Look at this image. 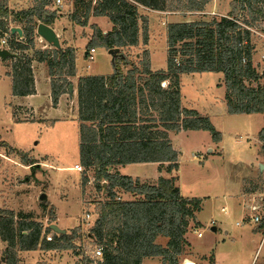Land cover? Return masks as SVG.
Here are the masks:
<instances>
[{
  "label": "trees",
  "instance_id": "1",
  "mask_svg": "<svg viewBox=\"0 0 264 264\" xmlns=\"http://www.w3.org/2000/svg\"><path fill=\"white\" fill-rule=\"evenodd\" d=\"M6 1L0 0V35L6 29L5 20L12 15L14 20L23 23L24 38L31 42L35 26L39 22L50 25L57 16V10L49 11L40 4L13 11ZM210 1H95L93 14L107 16L113 26L104 33L92 24L93 32L86 52L98 46L112 49V73L82 76L78 80L79 158L83 167L93 169L94 181L99 188L102 189V181L107 182V198L99 203L98 216L90 229L97 244L103 245L101 258L93 260L84 256L83 264H141L145 256H159L162 264H180V257L188 245L184 235L189 222L192 221L194 227L199 226L195 212L200 209L201 199L180 195L174 177H159L155 184L141 183L117 171L111 172L110 168L133 162H168L169 171L176 169L178 152L172 148L168 130L202 129L210 133L214 142L220 141L221 132L208 116L181 106V73L222 72L227 112L262 113L263 127L258 132V139L260 151L264 153V85L251 84L259 81L264 71L259 73L252 64L255 44L250 39L248 27L249 23L264 21V0H231L226 16L168 23L166 70L150 69L147 50L143 52L140 65H134L121 49H116L138 44V4L154 10L186 13L203 11ZM81 2L74 0L69 17L77 24L86 25L91 3L82 5ZM243 10L250 16L249 22H238ZM141 38L147 43L145 24ZM11 44L13 48L23 46L12 41ZM14 58L10 66L14 75L32 73L31 62L35 58L23 54ZM36 60L46 62L50 97L55 107L60 95L69 92V77L76 74L75 49L56 48L51 54L44 51ZM127 65L130 67L124 71L123 66ZM167 79L169 83L164 88L161 85ZM30 160L23 154V163L31 164L33 161ZM115 188L139 197L117 199ZM41 205H47L45 198L41 199ZM14 222L12 211L0 209V238L6 242L0 264H18V250L73 247L74 230L55 232L59 235L47 241L41 235L42 225L32 217H23L16 226ZM50 229L49 225L47 230ZM159 236L166 238L165 246L156 243Z\"/></svg>",
  "mask_w": 264,
  "mask_h": 264
},
{
  "label": "rangeland",
  "instance_id": "2",
  "mask_svg": "<svg viewBox=\"0 0 264 264\" xmlns=\"http://www.w3.org/2000/svg\"><path fill=\"white\" fill-rule=\"evenodd\" d=\"M61 1L60 10L64 12V15H69L71 10L74 9V0ZM79 1H82V5H85L88 1L91 3L92 0ZM218 1L220 4L218 9L229 6V0ZM18 2V0H7L6 5L13 11H19L15 10L19 7ZM187 15H190L187 17L191 21L202 17V14L197 12H188ZM205 16L221 17V15H213L211 13L205 14ZM244 21L249 22L250 16L247 11L243 10L239 13L238 22ZM5 22L7 24L5 31L7 27H23V23L14 20L12 15ZM138 24L141 41L143 24L146 25L147 36L151 29L155 37V40L150 45L152 50L151 67L156 70L165 69L167 67L166 26L168 23L164 22L161 24L160 21L149 28L148 21L146 19L143 21L139 17ZM248 27H250V39L255 44L252 64L259 73H262L264 71V57L262 56L264 54V21L258 20L254 23H249ZM34 30L31 42H28L23 34L18 35L16 32L11 34L12 43L23 45L18 47L16 44L17 47L11 51L16 55L23 54L35 58V60H32V64L33 62L46 64L45 61H37L36 58L38 59L44 51L46 54H51L58 47L40 37L36 33V26ZM139 44L131 48H121V51L134 65H140L141 60L144 58L143 52L145 50L149 52L146 48L148 45H144L147 43ZM137 53L140 54L139 59H136ZM176 56L177 58L179 57L178 54ZM82 58L84 60L82 64L87 67L85 70L87 73L99 74L112 71L111 55L104 47H96L93 59H89L87 56ZM14 59V57L0 59V134H3L8 141L18 144L20 148L23 146V149L29 147V144L33 141L38 140V143L31 152L27 151L28 149L24 151L14 148L18 151L16 152L0 135V178L3 180L2 183L7 186L3 187L4 185L0 182V209L13 212L15 226L19 221L23 220V217H32V219L42 225L41 235L47 241H49L46 238L47 236L54 237L59 235V233H55L51 229L47 230L50 223L58 224L60 228L65 229L66 233L75 231V237L72 239V248L49 250L37 247L34 249L36 254L33 252L25 254L27 257L23 258L24 264H47L53 259L56 260H53L50 264H83V257L89 256L91 251L98 245L96 238L90 234V229L98 216L99 203L105 200L106 192L104 187L107 182H101V189L95 184L92 168L83 166H81L80 170H75V167L74 169L68 168L73 166L74 161L78 158V147L74 146L72 142L70 143L68 137L63 138L66 124L57 122L58 124L55 123V129L52 126H48L47 121H45L46 125H44L43 121H40L28 126L7 127L10 125L8 121L9 105L7 104L8 95L10 94V79L4 74L7 71H11L10 66ZM123 67L126 69L130 66ZM220 76H222L220 73L214 72L202 74L200 92L197 89V85H192L194 81L197 82L198 75L186 74L181 81L186 100L204 110L209 114L208 116H212L214 120L211 122L221 132V141L217 144L222 151L221 155L209 154L206 159L204 156L199 160L192 159L193 153L204 151L207 148V146L205 147V142L210 141L207 131L193 134L190 139H184L179 145L180 155L177 174L180 187L184 195L205 197L202 200V209L197 214V219L202 223V225H199V230L202 231L203 236L197 237L194 235L191 238V242L193 249L202 254L209 253L213 249L214 256L219 264H264V241L259 245L262 233L260 232L261 234L259 233L253 237L258 231L252 230L246 223L236 224V222L240 221V218L238 212H233L231 209L234 186L229 181L231 176L234 175L232 171L236 169L233 165L248 163L256 153L252 143L253 139L258 138V130L262 121L259 120L257 114L253 115L251 120L246 118V116H240L241 114H235L233 116L235 118L232 119V128L228 126L227 122L220 121L218 117H215L218 112L212 114L217 107L216 105L212 106V104L220 105V102L223 101V88L215 85ZM38 78L40 95L37 96L38 101L36 103L44 105L48 101L47 83L41 76ZM69 79L72 78L69 77ZM163 82L161 86L166 88L168 84ZM195 90L198 91V94H196ZM219 94L221 95L220 100L218 99V102L215 103L216 100L214 98L219 97ZM68 104L70 105V111H72L73 104L70 100H68ZM151 114L153 113L151 112ZM154 114L156 115V113ZM26 118L30 119V116H21L22 120H26ZM221 124L226 125L225 130L218 129L221 128ZM52 133L62 137L60 140L54 141ZM31 135L34 139L31 138ZM28 139L29 141L27 142ZM23 154L33 162L31 164L23 163ZM45 154H50L49 160L52 161L51 165L54 166L43 164ZM58 167H64V169ZM125 172L137 175L146 174L145 176L152 177L155 175V168L152 166L130 165L125 168ZM84 177L86 178L85 181H83ZM104 184L105 186H103ZM249 185L250 183L246 184L245 188ZM252 185L250 187H253ZM255 185L259 189L253 202L255 206L261 209L264 206V175L261 176L260 181H256ZM41 193L46 194L47 205L45 207L41 205ZM115 194L123 199L122 195L117 192ZM222 206H227L231 212L228 211V214H225L221 211ZM86 214H89L88 218H86ZM211 220L214 221V226L217 228L215 232L211 231L213 225L209 226ZM156 239L161 245L166 243V238L164 237ZM2 242L3 247H0V256L6 247V242ZM186 249L187 247H185L184 254L180 257V264H183L189 256L188 253L190 252ZM62 251L66 252L63 257L60 255L63 254ZM59 257L62 258L57 259ZM29 259L30 262L27 263ZM147 264L156 263L152 261Z\"/></svg>",
  "mask_w": 264,
  "mask_h": 264
},
{
  "label": "crops",
  "instance_id": "3",
  "mask_svg": "<svg viewBox=\"0 0 264 264\" xmlns=\"http://www.w3.org/2000/svg\"><path fill=\"white\" fill-rule=\"evenodd\" d=\"M18 9L15 10H21V9H26L29 7H32L33 5L36 4H42L43 0H18ZM95 1L96 0H92L91 1V6H90V13L87 17V24L86 25H80L77 24L75 22H73L69 15H64V12L62 10H57V16L54 19V21L52 22V24H50V26L53 28V30L55 31V33L57 34V36L59 37V44L60 47L59 48H64V47H72L75 49V56H76V60H75V68H76V74L74 76H72L70 79L71 80V84H72V89H69L68 93H63L60 95V97L58 98V102L56 104V106L54 107L51 103V97H50V82H49V74H48V68L47 65L42 63V64H38L33 62L32 64V73L31 74H27V75H14L11 71H7L6 74H4L5 76H8L10 79V94L8 95V102L7 104L9 105V115H8V121L10 122V125H8L7 127H16V126H28L30 124H35V123H39L40 121L44 123V125H46L47 123H45V121L48 122V126H52V128L55 129V123H59V124H66L65 125V135L63 136V138H69L70 139V143L72 142L74 146L78 147V158L74 161L73 166H70L68 168H73L75 167V165H79L82 166L80 164V158H79V149H80V123L81 121L78 118V95H77V85H78V80L80 77L82 76H87V75H109L112 73H99V74H91V73H87L85 72V70L87 69V67H84V65L82 63H84L83 61V56H86V45L92 35V28L91 25L95 24L97 25L104 33L110 31L112 29V23L109 20V18L107 16L104 15H95L93 14V7L95 5ZM230 1H228L229 6L227 7H222L221 9H218V7H220L219 1L218 0H211L210 2H208L205 6H204V10L197 12L202 14L201 19H209V16H205V14H213V15H221V16H226L227 13L230 11ZM17 2V1H16ZM17 5V4H16ZM217 10V11H216ZM221 10V11H220ZM73 10H71L72 12ZM138 14L140 16L141 20L146 19L148 21V26L149 28L151 27V25L157 24L158 22L161 21V24H163L164 22L167 23H175V22H184V21H191V19H188L187 15L188 12L183 13L180 11H161V10H154V9H150L148 7H145L143 5L138 4ZM200 19V18H199ZM165 25V24H164ZM21 28V27H20ZM22 30V28H21ZM150 33L148 35V42L147 44L144 45H148L146 48L149 50L148 54H149V67L152 71H155L156 69L152 68L150 65L151 59H152V50L150 49V45L152 43L153 40H155V37L153 36V33L151 31V29L149 30ZM22 34H23V30H22ZM138 43L143 44V42L140 39V35H139V40ZM139 44V45H140ZM166 44H167V38H166ZM136 45H128L125 46L127 47H135ZM123 48V47H121ZM119 48V49H121ZM96 51V47H94V52ZM264 57V54L262 55ZM140 58V54L137 53L136 54V59ZM167 60V57H166ZM129 68V67H128ZM128 68L124 69V71H126ZM167 68V67H166ZM165 69H161V70H166ZM205 72H213V71H204V72H190V73H181L179 75V86H180V102H181V106L187 109H194L197 112H199L202 115H206L208 116L209 114L206 113L204 110H201L200 108H198V106L192 104L191 102L186 100V96L183 93V89L182 86L183 84L181 83L182 78L184 75L186 74H191V75H198L199 77L197 78V82L194 81V83L192 84L193 86L197 85V89L200 92V87L202 85V79L203 77L202 74H204ZM214 73H220L222 76H220L218 78V81L215 83V85L217 86H221L223 88V92H222V99L223 101L220 102L219 104H212V106H217L216 110L212 112V114L218 112V114H216L215 117H218L220 121H225L228 123V126L232 127V119L235 118L233 117L235 114H241L240 116H246V118H249V120H251L252 116L257 114L259 117V120L262 121L261 126L258 130V132L260 131V129L263 127V115L260 112H253V113H228L227 112V105H226V100H225V93H226V89H225V85H224V77H223V73L222 72H214ZM261 73V72H260ZM42 77V79H45L46 83H47V88H48V93H47V97H48V101H46V104L41 105L36 103L38 101V95H40V88H39V78L38 77ZM73 82V83H72ZM164 84H168L169 80H165V82H163ZM257 83H260L262 85H264V76H262L259 81H253L251 84L252 85H256ZM198 91L195 90L196 94H198ZM221 95L219 94V97H215L214 99L216 100L215 103L218 102V99L220 100ZM221 99V100H222ZM68 100H70L73 104V108L72 111H70L69 107L70 105L68 104ZM233 114V115H231ZM23 115H29V118H26V120H22L21 116ZM231 115V116H230ZM155 116V115H154ZM210 117L209 119H211L210 121L213 122L214 118L212 116H208ZM237 117V116H236ZM64 121V122H61ZM57 123V124H58ZM213 124V123H212ZM221 128L218 129H222L225 130L226 125L221 124ZM215 127V126H214ZM233 128V127H232ZM217 130V129H216ZM206 130H180V131H172V130H168V138L170 139L172 148L175 149L178 152V158L180 155V143L181 141L188 140L191 138V136L193 134H200L203 133ZM219 131V130H218ZM208 132V131H207ZM209 136H210V141H206L205 142V147L207 146L206 149H204V151H197L195 153H193V160H199L202 156L205 157V159L209 156V154H218L221 155L222 151L219 149V147L217 146V144L221 141L218 142H214L211 139V135L208 132ZM3 138V140H5L10 146H12L13 148L16 149H21V150H27L29 152H31L32 149H34V146L38 143L37 141H33L31 144H29V147H26L25 149H23V146H21V148L18 146V144L16 145V143L12 142V141H8L5 136L3 134H0ZM52 137L54 139V141H58L60 140V138L62 136H57L54 135L52 133ZM27 138V137H26ZM31 138L34 139V137L31 135ZM250 139V138H249ZM29 141V139L27 140V142ZM254 148L256 150V153L252 156L251 160L248 163H237L234 164L233 166L236 168L235 170H233V174L230 178V182H232V185L234 186V190L232 192V206L231 209L233 212H238L239 214V218L240 221L236 222L237 225H240L241 223H246L248 224V226L255 231H258V233L254 234V236L258 235L260 232L262 233V236L260 238L259 241V245H261L264 241V215L262 216V221L256 225L254 222H252L251 217L252 215L256 212V210L254 209L255 203L253 202L254 197L257 195V191H258V187L255 185L256 181H260L261 180V176L264 175V155L263 153L260 151V146H261V142L260 140L257 139H253V143ZM57 145V144H56ZM50 154H45L44 155V160H43V164H47V165H51V160L49 156ZM201 162V161H200ZM168 162H133V163H128V164H124V165H115L113 167L110 168V171H117L122 175H127L132 177L133 179H138L139 182L143 183H150V184H155L158 180L159 177H165V178H170V177H174L175 178V185L178 187L180 195H182L183 197H197L201 199V203H200V209L198 211L195 212V216H196V221L199 223V225H202V223L197 219V214L198 212L202 209V200L205 197H200V196H195V195H184L180 184H179V176L177 174L178 171V167H179V161H178V166L176 169H172V170H168L167 166H168ZM130 165H138V166H152L155 168V175L152 177H147L145 176L146 174L143 175H137V174H129L125 172V168H127V166ZM46 166V165H45ZM54 166V165H51ZM60 169H64V167H58ZM75 170H77L75 168ZM0 182L2 183L3 180L0 178ZM250 183L253 184V187H250V185L245 188V185ZM3 184V183H2ZM3 187H7L6 184H3ZM105 186V184L103 185ZM106 186L104 187V191H105ZM115 192H117L118 194L122 195L123 199L119 196H116L117 199H122V200H133L135 198H138V195H134L130 192L124 191L120 188H115L114 189ZM107 196H105V200H106ZM221 211L224 212L225 214H228V211L231 212V210L228 209L227 206H222L221 207ZM21 214V213H20ZM23 214V213H22ZM212 221V220H211ZM210 221V222H211ZM58 222V220H57ZM209 222V223H210ZM215 224V223H214ZM211 227V231H216L217 228L216 226ZM58 225V224H57ZM200 226H196L194 227V223L191 221L189 222V226H188V230L185 233L184 237L186 239V241L188 242L187 247V251H189L190 253H188V258H186L185 262L189 261L192 264H219V262H217V259L214 256V252L213 249H211V251L209 253H199L196 252L193 249V244L191 242V238L196 235L197 236V232L199 230ZM62 229V228H61ZM200 232H202L201 230H199ZM260 233V234H261ZM203 233L201 234V236H197V237H202ZM161 237V236H159ZM158 238V237H157ZM165 238V237H164ZM156 243H158L157 239H156ZM166 244V243H165ZM165 244H162V246H165ZM0 247H3V242L0 240ZM52 250V249H49ZM35 251V250H34ZM33 250H18V257L19 259V263L18 264H24L23 263V258L27 257L25 254H31V252L36 254V251L34 252ZM63 254H60L62 257L65 256L66 252H63ZM62 257H59L57 259H61ZM186 257V256H184ZM56 260V259H53ZM52 260V261H53ZM52 261L48 262L47 264H50ZM156 263V264H162L161 263V258L159 256H145L142 258V262L141 264H147L149 262ZM30 262L27 260V263ZM60 262V261H59ZM32 264V263H29Z\"/></svg>",
  "mask_w": 264,
  "mask_h": 264
},
{
  "label": "built area",
  "instance_id": "4",
  "mask_svg": "<svg viewBox=\"0 0 264 264\" xmlns=\"http://www.w3.org/2000/svg\"><path fill=\"white\" fill-rule=\"evenodd\" d=\"M44 9H47L49 11H54V10H59V8L62 6V1L61 0H43L42 4H40ZM0 16V20H1ZM14 34L11 32V27H7V30L3 32V34L0 36V48H6L9 51L13 49V45L11 44V39L10 35ZM93 54H94V48H90L89 51L86 52V56L89 59H93ZM75 168L77 170L81 169V166L75 165ZM254 209L256 212L252 215L251 220L254 222L256 225H258L262 221V216L264 215V206L260 209L258 206H254ZM86 218L89 217V214L85 215ZM214 221L212 220L209 224V226L213 225ZM202 232L198 231L197 236H201ZM48 240H51V236L46 237ZM102 248L103 245L99 244L95 247L94 250L91 251V254L89 257L93 260L101 258L102 255ZM185 264V261L184 263Z\"/></svg>",
  "mask_w": 264,
  "mask_h": 264
},
{
  "label": "water",
  "instance_id": "5",
  "mask_svg": "<svg viewBox=\"0 0 264 264\" xmlns=\"http://www.w3.org/2000/svg\"><path fill=\"white\" fill-rule=\"evenodd\" d=\"M11 32L12 33L16 32L18 35H22V30L20 27H11ZM36 33L40 37L45 39L48 43L53 44L55 47H58V48L60 47L58 36L50 25L45 24L43 22H39L36 26ZM116 49H119V48H116ZM112 52H113L112 49L108 50V53L110 55ZM15 56H16V54L13 53L12 51H9L6 48H0V59H5L7 57H15ZM69 89L70 90L72 89V84L69 85ZM43 198H46L45 193L40 194V199H43ZM50 228L54 232L65 231V229H61L56 223L50 224Z\"/></svg>",
  "mask_w": 264,
  "mask_h": 264
},
{
  "label": "bare ground",
  "instance_id": "6",
  "mask_svg": "<svg viewBox=\"0 0 264 264\" xmlns=\"http://www.w3.org/2000/svg\"><path fill=\"white\" fill-rule=\"evenodd\" d=\"M185 264H192V263H190L189 261H187Z\"/></svg>",
  "mask_w": 264,
  "mask_h": 264
}]
</instances>
